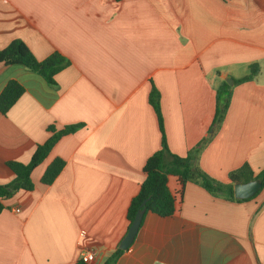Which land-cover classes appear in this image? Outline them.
Returning a JSON list of instances; mask_svg holds the SVG:
<instances>
[{"label":"crops","instance_id":"0c3cea01","mask_svg":"<svg viewBox=\"0 0 264 264\" xmlns=\"http://www.w3.org/2000/svg\"><path fill=\"white\" fill-rule=\"evenodd\" d=\"M14 39L39 59L59 51L70 63L55 84L0 63V93L11 79L25 88L0 112V183L15 176L7 161L29 162L50 124L83 125L33 170L32 190L4 200L0 264H75L88 251L105 264L127 233L144 165L161 148L153 85L168 147L185 155L209 135L217 89L233 78L199 164L222 181L245 162L264 168V0H0V49ZM253 63L259 73L235 82ZM56 157L65 166L45 184ZM169 187L181 188L176 176ZM116 264H264V187L239 201L187 182L174 214L145 212Z\"/></svg>","mask_w":264,"mask_h":264},{"label":"trees","instance_id":"16d2710c","mask_svg":"<svg viewBox=\"0 0 264 264\" xmlns=\"http://www.w3.org/2000/svg\"><path fill=\"white\" fill-rule=\"evenodd\" d=\"M0 63L22 65L39 74L49 84H55V75L66 67L70 61L59 51H54L46 58L39 59L24 40L14 39L7 46L0 49ZM259 70V65L253 63L250 65V73L236 79L235 82L240 83L251 80L259 73ZM24 90V86L18 80H9L0 93V112L6 114ZM231 96L232 86L227 81H224L217 89V106L209 135L201 139L185 155H179L171 152L168 147L161 108V94L156 86H152L149 100L158 117L159 128L162 133L161 148L150 155L144 165L143 169L146 173V178L141 183L138 192L131 199L127 210V231L139 209L145 208V212L152 211L160 216L174 214L177 210V194H182L185 184L189 181L199 183L213 195L239 201L249 198L239 199L235 197L234 184L236 182H246L259 178L262 181L261 189L264 187V168L255 172L248 162L231 170L229 172V181H222L213 177L199 164L200 152L211 139L212 133L224 120ZM82 125L83 123H74L57 129L54 124H50L47 127L50 132L49 137L45 142L37 145L29 162L7 161V165L13 170L15 176L8 183H0V213L5 208V199L14 196L21 189L32 190L34 188L32 180L33 170L49 157L54 146L63 136L74 133ZM65 162L61 157L54 158L45 168L41 181L45 184H51L63 170ZM170 176H176L181 184V188L177 193H174L169 187ZM144 201L146 202L143 204ZM123 252L124 249L117 247L105 261V264H116L117 259ZM75 264L94 263L80 258Z\"/></svg>","mask_w":264,"mask_h":264},{"label":"water","instance_id":"95a60500","mask_svg":"<svg viewBox=\"0 0 264 264\" xmlns=\"http://www.w3.org/2000/svg\"><path fill=\"white\" fill-rule=\"evenodd\" d=\"M227 80L231 81V84H233L234 82V80L231 78H227ZM261 187H262V181L259 178L252 179L246 182H236L234 184V195L236 198H239V199H247V198L254 196L261 189ZM145 202L146 201H144L143 204ZM145 211L146 209L142 208V209H139L138 212L136 213V216L132 224L130 225L126 235L124 236V238L122 239L119 245L121 249H124V250L128 249L129 246L134 241L137 235V232L141 226Z\"/></svg>","mask_w":264,"mask_h":264},{"label":"built area","instance_id":"2783aa9c","mask_svg":"<svg viewBox=\"0 0 264 264\" xmlns=\"http://www.w3.org/2000/svg\"><path fill=\"white\" fill-rule=\"evenodd\" d=\"M15 211L18 212L20 211V208L19 207H16L15 208ZM81 258L84 260V261H87V262H93L95 261L96 259V254L94 251H88V252H84L81 256Z\"/></svg>","mask_w":264,"mask_h":264},{"label":"rangeland","instance_id":"374dc122","mask_svg":"<svg viewBox=\"0 0 264 264\" xmlns=\"http://www.w3.org/2000/svg\"><path fill=\"white\" fill-rule=\"evenodd\" d=\"M231 79H233V78H231ZM226 81L232 86V84H231V81H229V80H227V78H226ZM47 167V166H46ZM263 189V188H262ZM261 189V190H262Z\"/></svg>","mask_w":264,"mask_h":264}]
</instances>
